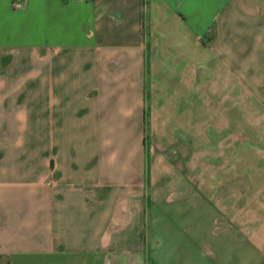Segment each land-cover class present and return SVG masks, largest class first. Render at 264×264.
<instances>
[{
	"label": "crops",
	"instance_id": "crops-1",
	"mask_svg": "<svg viewBox=\"0 0 264 264\" xmlns=\"http://www.w3.org/2000/svg\"><path fill=\"white\" fill-rule=\"evenodd\" d=\"M0 0V264H264V0Z\"/></svg>",
	"mask_w": 264,
	"mask_h": 264
},
{
	"label": "built area",
	"instance_id": "built-area-1",
	"mask_svg": "<svg viewBox=\"0 0 264 264\" xmlns=\"http://www.w3.org/2000/svg\"><path fill=\"white\" fill-rule=\"evenodd\" d=\"M22 0H13L12 2V8L13 9H19L21 8Z\"/></svg>",
	"mask_w": 264,
	"mask_h": 264
}]
</instances>
